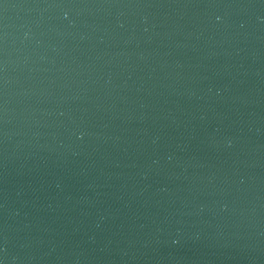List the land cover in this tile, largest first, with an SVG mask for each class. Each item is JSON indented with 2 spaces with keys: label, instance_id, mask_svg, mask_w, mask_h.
Returning a JSON list of instances; mask_svg holds the SVG:
<instances>
[{
  "label": "water",
  "instance_id": "1",
  "mask_svg": "<svg viewBox=\"0 0 264 264\" xmlns=\"http://www.w3.org/2000/svg\"><path fill=\"white\" fill-rule=\"evenodd\" d=\"M0 264H264V0H0Z\"/></svg>",
  "mask_w": 264,
  "mask_h": 264
}]
</instances>
